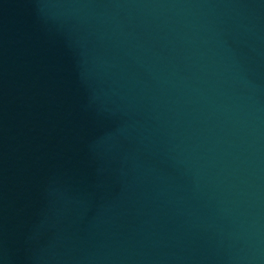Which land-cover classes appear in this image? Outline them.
<instances>
[{
	"label": "water",
	"instance_id": "1",
	"mask_svg": "<svg viewBox=\"0 0 264 264\" xmlns=\"http://www.w3.org/2000/svg\"><path fill=\"white\" fill-rule=\"evenodd\" d=\"M0 264H264V0H0Z\"/></svg>",
	"mask_w": 264,
	"mask_h": 264
}]
</instances>
